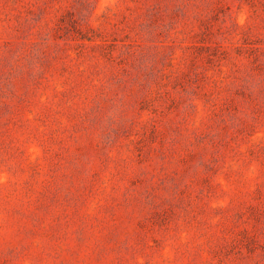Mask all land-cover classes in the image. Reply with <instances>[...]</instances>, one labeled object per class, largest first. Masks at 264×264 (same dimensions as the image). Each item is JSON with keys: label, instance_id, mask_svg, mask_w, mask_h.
I'll use <instances>...</instances> for the list:
<instances>
[{"label": "rangeland", "instance_id": "obj_1", "mask_svg": "<svg viewBox=\"0 0 264 264\" xmlns=\"http://www.w3.org/2000/svg\"><path fill=\"white\" fill-rule=\"evenodd\" d=\"M0 264H264V0H0Z\"/></svg>", "mask_w": 264, "mask_h": 264}]
</instances>
